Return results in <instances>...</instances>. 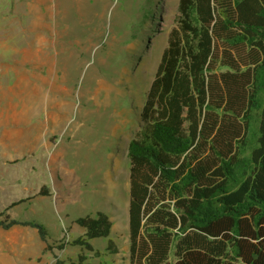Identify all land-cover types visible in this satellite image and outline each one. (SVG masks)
Segmentation results:
<instances>
[{
    "label": "trees",
    "instance_id": "1",
    "mask_svg": "<svg viewBox=\"0 0 264 264\" xmlns=\"http://www.w3.org/2000/svg\"><path fill=\"white\" fill-rule=\"evenodd\" d=\"M127 157L129 264H264V0L177 1ZM15 204L0 228L47 243ZM75 223L88 251L112 226L100 211Z\"/></svg>",
    "mask_w": 264,
    "mask_h": 264
},
{
    "label": "rangeland",
    "instance_id": "2",
    "mask_svg": "<svg viewBox=\"0 0 264 264\" xmlns=\"http://www.w3.org/2000/svg\"><path fill=\"white\" fill-rule=\"evenodd\" d=\"M76 1L77 24L63 27L73 7L60 0L62 26L45 29L55 42L23 54L29 36L0 6V136L9 115L16 140L0 157V219L17 202L6 214L42 224L48 236L46 243L30 226L0 228V264H129L127 144L178 0ZM23 127L28 146L16 131ZM97 211L112 222L109 236L93 238V251L71 244L83 233L75 218Z\"/></svg>",
    "mask_w": 264,
    "mask_h": 264
},
{
    "label": "crops",
    "instance_id": "3",
    "mask_svg": "<svg viewBox=\"0 0 264 264\" xmlns=\"http://www.w3.org/2000/svg\"><path fill=\"white\" fill-rule=\"evenodd\" d=\"M68 1L72 3L71 5L73 7V10H69V7H67L68 5L66 6V12L68 13L67 21L69 23L64 24L63 27L71 28L73 25L77 24L78 15L76 14L78 13V11L77 9H75V4H78V2L76 0H62V2H66V4L68 3ZM4 2L6 3V7L8 6V8H6L7 11L13 12V16L17 18V21H15V23L21 26L19 29L22 30L24 34H27V36H29V40L22 43L24 45H27V47L19 48L18 53L22 51L23 54L27 52V50L31 49L29 48L31 44H42L46 42L48 38H51V41L55 42V34H53L52 37H48L46 35L45 29H55L62 26V24L56 23L59 21V17L56 14L57 11H60V9H57L58 4L61 3L60 0H3L2 2L0 0V6L1 3ZM4 13V9L0 7V15ZM19 81L21 82L20 78ZM12 120L13 116L9 117V115H7L5 118V122H3L4 127L2 128L1 132L4 135L0 136V146H2L0 148V157L3 155H7L9 151L12 152L13 147L16 144V140L14 139V137L10 136L11 134H9L12 133L13 130L12 132H9V127L7 126L10 122H12ZM18 122L24 125L29 122V118H22V120H18ZM29 129V127H23L22 129L16 130L21 132V135L23 134V146L29 144ZM25 141L28 142H26L25 144Z\"/></svg>",
    "mask_w": 264,
    "mask_h": 264
},
{
    "label": "bare ground",
    "instance_id": "4",
    "mask_svg": "<svg viewBox=\"0 0 264 264\" xmlns=\"http://www.w3.org/2000/svg\"><path fill=\"white\" fill-rule=\"evenodd\" d=\"M120 89V88H119Z\"/></svg>",
    "mask_w": 264,
    "mask_h": 264
}]
</instances>
